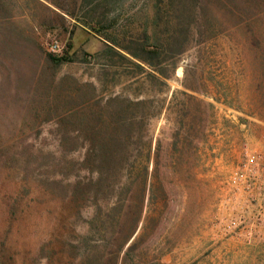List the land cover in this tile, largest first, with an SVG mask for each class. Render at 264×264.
<instances>
[{"label": "rangeland", "instance_id": "rangeland-1", "mask_svg": "<svg viewBox=\"0 0 264 264\" xmlns=\"http://www.w3.org/2000/svg\"><path fill=\"white\" fill-rule=\"evenodd\" d=\"M132 117L119 217L80 164ZM0 264H264V0H0Z\"/></svg>", "mask_w": 264, "mask_h": 264}, {"label": "trees", "instance_id": "trees-1", "mask_svg": "<svg viewBox=\"0 0 264 264\" xmlns=\"http://www.w3.org/2000/svg\"><path fill=\"white\" fill-rule=\"evenodd\" d=\"M127 54H129L134 59L139 62L146 64L147 66L154 68L155 64L145 58L144 56L134 54L130 52L127 48H123ZM145 54H153V51H145L142 50ZM62 58L57 59V61H61ZM144 101H140L137 103V106L144 105ZM138 118V117H137ZM136 117H132L130 119H124L120 121L119 128L122 129V132L118 135H112L108 142L112 143L111 147H104L99 150H86L82 156L81 166L84 167L88 173L95 175L96 177L93 179H85L86 181H80L85 189L90 188L92 191L93 198L97 195L105 196L110 200V202L104 206L108 213L115 212L119 217L122 216V212L125 208H130L128 203L132 201L133 188L136 183L134 180V168L127 164V142L131 137L130 130L132 126H134L137 121ZM143 124L150 119V116H146V114L141 115L138 118ZM144 158L146 165L142 167L144 172V182L147 184L148 181V169L151 160V138L146 145L144 150ZM97 163V164H96ZM149 199L152 198L153 184L151 180L148 185ZM93 189V190H92ZM95 207H99V205L95 204ZM142 204L140 203V211ZM138 219L134 224V228L139 222V218L141 216V212H137ZM136 215V216H137ZM118 223V222H117ZM120 225V222H119Z\"/></svg>", "mask_w": 264, "mask_h": 264}, {"label": "built area", "instance_id": "built-area-1", "mask_svg": "<svg viewBox=\"0 0 264 264\" xmlns=\"http://www.w3.org/2000/svg\"><path fill=\"white\" fill-rule=\"evenodd\" d=\"M51 50H52V52H56V51H60V48L57 44H54L51 46Z\"/></svg>", "mask_w": 264, "mask_h": 264}]
</instances>
